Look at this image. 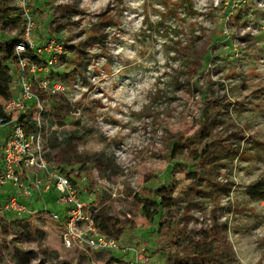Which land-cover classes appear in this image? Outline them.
<instances>
[{
    "label": "rangeland",
    "instance_id": "1",
    "mask_svg": "<svg viewBox=\"0 0 264 264\" xmlns=\"http://www.w3.org/2000/svg\"><path fill=\"white\" fill-rule=\"evenodd\" d=\"M168 1L177 5L175 13L165 7ZM28 2L38 48L39 36L49 35L59 7L70 1ZM81 4L82 15L61 35L64 56L56 75L65 82L66 93L43 99L49 133L63 137L50 138L49 163L77 181L81 198L92 209L120 223L117 238L125 245L146 247L151 264H173L172 257L183 251L175 248L183 236L196 239L215 220L227 230L229 259L224 264H264V199L247 195L250 186L264 181V0ZM7 5L21 13L17 0H7ZM103 22L108 23L103 49L86 45L91 30ZM0 31L5 40L18 35L10 27ZM74 47V53L90 60L87 82L70 74L80 62L70 53ZM182 47L187 49L177 54ZM192 57L204 63L195 72L190 70ZM209 80L221 85L216 89L232 102L230 117L248 134L241 143L237 140L241 145L232 165L205 170L188 158L185 148L172 153L170 142L198 129L202 94L191 83L205 87ZM167 180L174 186L178 211L160 229L159 217L151 223L143 215L139 197ZM15 193L13 187L0 186L1 205ZM39 200L26 201L36 214L0 208V264H101L109 257L65 249L64 207ZM56 214L60 218L53 220ZM164 248L165 256L158 252Z\"/></svg>",
    "mask_w": 264,
    "mask_h": 264
},
{
    "label": "built area",
    "instance_id": "2",
    "mask_svg": "<svg viewBox=\"0 0 264 264\" xmlns=\"http://www.w3.org/2000/svg\"><path fill=\"white\" fill-rule=\"evenodd\" d=\"M17 2L27 27L24 41L16 48L17 60L12 65L11 97L0 100L6 116L0 119L3 134L0 138V186L13 187L17 193L8 200L2 212L36 214L21 200H32L35 193L44 198L53 195L54 204L64 207L66 213L62 233L65 249L79 250L90 257L107 254L115 259L112 264H151L146 247L125 245L121 238L102 232L95 221L97 210L92 209L71 180L46 159L43 117L47 107L43 97L66 93L65 82L54 77L63 63V46L49 40L44 48H37L32 36L34 21L29 2ZM31 53L40 58L42 64L33 62L28 57ZM31 120L36 122V132H30ZM52 218L58 220L60 216L56 214ZM115 253L124 256L117 259Z\"/></svg>",
    "mask_w": 264,
    "mask_h": 264
},
{
    "label": "trees",
    "instance_id": "3",
    "mask_svg": "<svg viewBox=\"0 0 264 264\" xmlns=\"http://www.w3.org/2000/svg\"><path fill=\"white\" fill-rule=\"evenodd\" d=\"M70 3L61 5L59 7V16L56 21L53 22V27L48 31V36H39L40 42L38 48H44L48 42L46 40H55L56 43L64 45L65 39L61 35L64 33L65 29L72 24V19L82 15L80 7L82 6L81 0H69ZM187 3V6L193 7L192 2ZM47 6L49 5L45 2ZM165 7L168 8V12H176L177 5L175 3H170L169 1L164 3ZM30 6V3H29ZM31 13L32 10L30 9ZM108 23H100L96 25L91 34L87 39L86 45L97 46L99 49H103L105 43H107V35L104 34L103 26ZM0 27L4 28H14L18 35L12 39L5 40L3 34L0 31V100H7L11 97L10 87L13 82L12 78V65L17 60V45L24 41V35L26 32L27 21L24 18L23 13L19 12L17 8H12L7 5V0H0ZM49 37H55V39H50ZM187 48L182 47L176 50L177 54L184 53ZM72 56H75L80 61L78 64V69L76 68L71 74V76H76L82 78V83L87 82L88 68L90 65V60L85 54L80 56L74 53L76 47L71 48ZM181 50V51H180ZM66 54L65 56H67ZM198 56V55H197ZM28 57L37 64H42V60L36 57L35 54L31 53ZM203 62H198L197 59L192 57V64L190 65V70L195 72ZM204 64V63H203ZM54 77H57L55 74ZM59 79V78H58ZM192 89L200 92L202 94V104L200 107V122L199 127L195 133L186 139L185 137L174 136L170 142V148H172V153L176 150L185 148L187 151H183L189 159L191 155L192 161L197 163L205 170H212L217 167L228 168V165H232L233 158L235 154H238L240 149V143L244 141L247 137L245 133L247 130L244 126L238 125L229 115V108L232 105L231 100L228 98L227 94H220L221 91L216 89V86H221L219 83L213 81H207L205 87L200 86L197 82H192ZM161 91L158 92L160 95ZM157 94V95H158ZM51 98V97H48ZM44 99V97H43ZM48 116L49 109L46 108L44 113V128H45V156L48 160L49 158V140L51 137L54 140L62 141L63 137L60 133L51 132L48 130ZM5 114L0 104V119L5 118ZM30 132H36V122L30 121ZM66 139H73L72 137H67ZM192 145L194 146L192 148ZM183 154V153H182ZM49 162V160H48ZM62 173L64 171H61ZM65 173V172H64ZM65 175L71 180L74 187H77V181L71 177L69 173ZM168 181V180H167ZM148 195L140 196L142 201L141 209L143 215L151 222L155 223L156 218L159 217V228H165L170 220V215L174 211H178L177 202L174 198V186L168 181L163 186H158L155 188L149 187ZM247 195L256 200L264 199V181H258L247 189ZM50 202L55 203V197L48 196L47 198ZM27 200L22 199L21 202L25 204L31 210L33 206H29L26 203ZM0 208L3 206L0 202ZM35 209V208H34ZM34 211V210H32ZM95 221L97 227L104 233L118 237L121 234L120 223L114 221L111 217L104 215L103 213H97L95 216ZM226 241H227V230L222 227L215 220L210 228L202 230L198 237L192 238L189 235H184L181 240L182 243H177L175 248L180 251L175 257H172L173 264H188L187 261L182 257L186 255L188 260H191V264H224L223 262L229 259V255L226 253ZM158 252H168L166 248L158 250ZM183 254V255H182ZM100 255V254H98ZM102 257H99L101 259ZM115 261L113 257H108L103 260L104 264H112Z\"/></svg>",
    "mask_w": 264,
    "mask_h": 264
},
{
    "label": "crops",
    "instance_id": "4",
    "mask_svg": "<svg viewBox=\"0 0 264 264\" xmlns=\"http://www.w3.org/2000/svg\"><path fill=\"white\" fill-rule=\"evenodd\" d=\"M3 136V134L0 132V138ZM0 166H1V162H0ZM10 187V186H9ZM39 197H41L38 193H35L34 194V197H33V199H35V200H37V201H40L39 200ZM47 198L48 197H45V201H47ZM40 204V203H39Z\"/></svg>",
    "mask_w": 264,
    "mask_h": 264
}]
</instances>
